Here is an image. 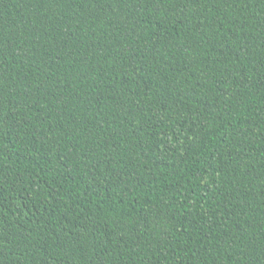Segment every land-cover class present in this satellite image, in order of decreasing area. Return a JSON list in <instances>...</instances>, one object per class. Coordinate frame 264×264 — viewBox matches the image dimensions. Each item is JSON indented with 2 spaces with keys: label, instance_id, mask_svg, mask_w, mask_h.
Returning a JSON list of instances; mask_svg holds the SVG:
<instances>
[{
  "label": "trees",
  "instance_id": "16d2710c",
  "mask_svg": "<svg viewBox=\"0 0 264 264\" xmlns=\"http://www.w3.org/2000/svg\"><path fill=\"white\" fill-rule=\"evenodd\" d=\"M0 264H264V0H0Z\"/></svg>",
  "mask_w": 264,
  "mask_h": 264
}]
</instances>
